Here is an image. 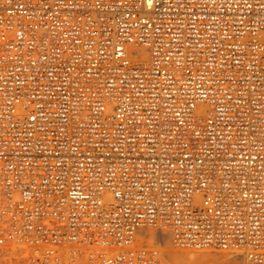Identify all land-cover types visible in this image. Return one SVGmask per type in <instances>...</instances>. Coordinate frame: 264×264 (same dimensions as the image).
<instances>
[{"label":"built area","instance_id":"built-area-1","mask_svg":"<svg viewBox=\"0 0 264 264\" xmlns=\"http://www.w3.org/2000/svg\"><path fill=\"white\" fill-rule=\"evenodd\" d=\"M264 264V0H0V264Z\"/></svg>","mask_w":264,"mask_h":264},{"label":"rangeland","instance_id":"rangeland-1","mask_svg":"<svg viewBox=\"0 0 264 264\" xmlns=\"http://www.w3.org/2000/svg\"><path fill=\"white\" fill-rule=\"evenodd\" d=\"M155 233L157 235L156 239L151 242L148 241V243L147 241H145L144 244H146L149 247L158 248L160 254L159 255L160 264H218L219 262L220 264H244V261L241 257L232 253L219 252V251H205V252L195 253L191 250L176 249L171 245L168 235L162 237L160 232H155ZM188 251L189 253H187ZM171 255L172 257L169 260V257ZM162 260L164 261V263Z\"/></svg>","mask_w":264,"mask_h":264},{"label":"bare ground","instance_id":"bare-ground-1","mask_svg":"<svg viewBox=\"0 0 264 264\" xmlns=\"http://www.w3.org/2000/svg\"><path fill=\"white\" fill-rule=\"evenodd\" d=\"M155 232H160L161 233V236L162 237H164L165 235H167V232L166 231H157V230H150V229H144V230H142L141 232H140V234H138V241H141V242H145V241H147V243H148V241H154L155 239H156V237H157V235H156V233ZM169 238V237H168ZM158 240V239H157ZM165 241H168V240H165ZM160 248H162V247H160ZM171 248V247H170ZM158 249V248H157ZM174 249V248H173ZM191 251H193V252H195V253H197V252H204V251H197V250H191ZM162 253V252H161ZM173 253H175V252H173ZM187 253H189V251L187 252ZM192 253V252H191ZM194 253V254H195ZM169 254H172V253H169ZM233 254V253H232ZM174 256V255H173ZM188 256H190V255H188ZM172 257V255L169 257V260H170V258ZM189 258V257H188ZM162 259V258H161ZM192 259V258H191ZM217 259V258H216ZM173 260H174V258H173ZM161 261V260H160ZM163 261V260H162ZM174 262V261H173ZM232 262V261H231ZM163 263H164V261H163ZM222 263V262H221ZM160 264V263H159ZM218 264H220V262L218 263Z\"/></svg>","mask_w":264,"mask_h":264}]
</instances>
